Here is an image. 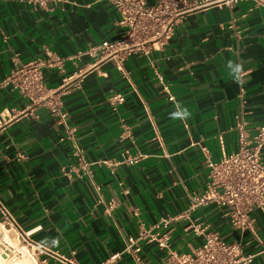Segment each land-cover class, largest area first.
Instances as JSON below:
<instances>
[{
    "label": "crops",
    "instance_id": "0c3cea01",
    "mask_svg": "<svg viewBox=\"0 0 264 264\" xmlns=\"http://www.w3.org/2000/svg\"><path fill=\"white\" fill-rule=\"evenodd\" d=\"M118 18L107 1L0 0V206L46 264H101L114 255L108 264H134L127 239L142 231L143 264H165L167 251L150 240L163 219L178 254L202 244L193 225L240 241L226 207L193 206L192 198L206 189L207 163L236 149L242 111L249 129L264 124V8L253 0L186 12L163 45L149 54L135 50L122 65L119 54L67 61L63 72L45 69L47 90L82 71L54 95L62 119L47 104L32 105L1 86L48 53L73 56L122 39ZM184 110L188 116L173 115ZM125 151L137 162H124ZM250 218L261 243L245 233L243 253L254 256L251 264H264V205Z\"/></svg>",
    "mask_w": 264,
    "mask_h": 264
},
{
    "label": "built area",
    "instance_id": "2783aa9c",
    "mask_svg": "<svg viewBox=\"0 0 264 264\" xmlns=\"http://www.w3.org/2000/svg\"><path fill=\"white\" fill-rule=\"evenodd\" d=\"M96 2L107 1L117 12L119 18L117 23L126 28L124 37L116 41H104L96 46H91L87 50L78 51L73 56L59 57L48 53L46 59L35 60L22 65L14 70L3 81L1 86H11L17 90L32 105L47 104L52 114L64 117L59 110L60 104L54 99V95L59 89L64 90L66 86L78 80L82 71L73 76L64 78L63 85L57 90H47L43 83V71L45 69H58L64 71V64L85 56L96 58L95 62L109 59L121 54L118 63L122 65L123 60L133 51L142 50L144 54H149L154 44L161 46L171 34L172 26L183 14L193 9L212 5L216 3H226L231 5L238 0H157L155 4L149 5L146 0H95ZM256 5L264 8V0H253ZM31 4L39 6L45 5V0H28ZM119 102L124 99L116 96ZM16 113L20 110H15ZM5 115L11 116L10 111H5ZM1 124V119H0ZM234 130L237 134V147L229 155L224 156L219 162L207 163L209 168L208 184L202 195L192 198V205H202L216 203L226 207L224 217L228 218L231 224L239 229L240 241L230 243L220 237L217 232L205 231L198 225H193L192 230L197 235H203L202 244L191 249L188 253L178 254L170 248L169 221L163 219L157 228L162 226L163 230L150 235V240L155 242L161 249L167 251L170 257L165 264H251L253 255L243 253V237L249 233L252 238L261 243L253 227L250 213L255 206L264 205V161L262 149L264 147V124L254 130L248 128L245 119V112L237 117ZM124 162L133 164L137 162V157L130 156L128 151L122 155ZM109 163V162H108ZM82 167L87 168L84 161ZM2 218H0V258L11 264L18 258H22L27 252L35 264H46L45 260H40L35 248L28 239L27 234L17 228L10 214L1 206ZM14 234L16 242L22 247L16 249L8 243L4 236ZM147 233L142 231L137 238L127 239L126 251L133 256L134 264H143L138 253L139 240L144 239ZM26 247L27 251L22 248ZM35 248V249H34ZM116 255L111 256L113 260ZM63 264H79L74 260L60 259ZM109 261L101 264H108ZM1 264V263H0Z\"/></svg>",
    "mask_w": 264,
    "mask_h": 264
},
{
    "label": "rangeland",
    "instance_id": "374dc122",
    "mask_svg": "<svg viewBox=\"0 0 264 264\" xmlns=\"http://www.w3.org/2000/svg\"><path fill=\"white\" fill-rule=\"evenodd\" d=\"M0 238H1V234H0ZM4 239H5L8 243L12 244L16 249H19V248L22 247V244H20V243H18V242H14V241H12V240H11V237L8 236V235H6V234H5V236H4ZM0 247H1V245H0ZM22 250L25 251V252L27 251L26 247H23ZM28 256H29V255H28L27 252H26V253L23 255L22 258H18L17 260H15L14 262H12L11 264H35V262H33V261L31 260V258H29ZM0 263H1V264H5L6 262H5L2 258H0Z\"/></svg>",
    "mask_w": 264,
    "mask_h": 264
},
{
    "label": "clouds",
    "instance_id": "9594fccd",
    "mask_svg": "<svg viewBox=\"0 0 264 264\" xmlns=\"http://www.w3.org/2000/svg\"><path fill=\"white\" fill-rule=\"evenodd\" d=\"M235 71L236 72H239L240 71V66L239 65L236 66ZM173 115H183V116L186 117V116L189 115V113L187 112V110H184V112L182 114L181 113H174Z\"/></svg>",
    "mask_w": 264,
    "mask_h": 264
}]
</instances>
